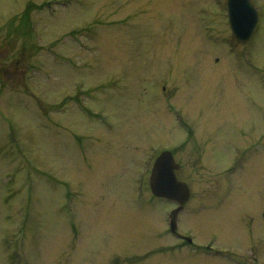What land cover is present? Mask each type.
Masks as SVG:
<instances>
[{
	"label": "rangeland",
	"instance_id": "1",
	"mask_svg": "<svg viewBox=\"0 0 264 264\" xmlns=\"http://www.w3.org/2000/svg\"><path fill=\"white\" fill-rule=\"evenodd\" d=\"M252 2L240 42L227 0H0V264H264ZM164 148L197 250L148 186Z\"/></svg>",
	"mask_w": 264,
	"mask_h": 264
},
{
	"label": "water",
	"instance_id": "2",
	"mask_svg": "<svg viewBox=\"0 0 264 264\" xmlns=\"http://www.w3.org/2000/svg\"><path fill=\"white\" fill-rule=\"evenodd\" d=\"M228 9L236 36L240 41L248 40L258 21L257 9L250 0H228ZM179 167L170 151L157 158L151 177V186L157 195L180 198L182 201L188 198L187 185L177 179L176 169Z\"/></svg>",
	"mask_w": 264,
	"mask_h": 264
},
{
	"label": "flooded vegetation",
	"instance_id": "3",
	"mask_svg": "<svg viewBox=\"0 0 264 264\" xmlns=\"http://www.w3.org/2000/svg\"><path fill=\"white\" fill-rule=\"evenodd\" d=\"M195 205H196V204H195ZM201 205H205V204L203 203V201H199V205H197V206L199 207V206H201ZM218 205H219V204H218ZM197 206H194V207L197 208ZM195 208H194V209H195ZM263 215H264V213H263ZM245 223H246V221H245ZM185 242H186V241H185ZM243 261H245V264H246V259H245V260L243 259Z\"/></svg>",
	"mask_w": 264,
	"mask_h": 264
}]
</instances>
